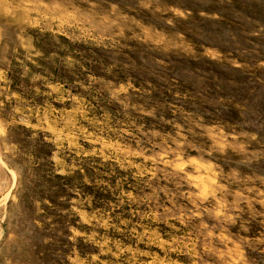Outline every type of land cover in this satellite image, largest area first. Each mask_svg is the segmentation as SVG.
Returning <instances> with one entry per match:
<instances>
[{"label":"rangeland","instance_id":"1","mask_svg":"<svg viewBox=\"0 0 264 264\" xmlns=\"http://www.w3.org/2000/svg\"><path fill=\"white\" fill-rule=\"evenodd\" d=\"M0 264H264V0H0Z\"/></svg>","mask_w":264,"mask_h":264}]
</instances>
